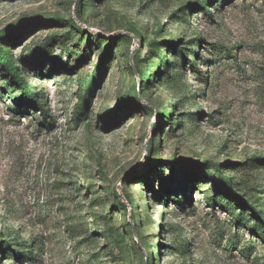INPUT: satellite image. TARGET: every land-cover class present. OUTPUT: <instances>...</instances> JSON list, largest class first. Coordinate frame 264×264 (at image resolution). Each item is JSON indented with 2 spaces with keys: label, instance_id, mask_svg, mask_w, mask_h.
<instances>
[{
  "label": "rangeland",
  "instance_id": "1",
  "mask_svg": "<svg viewBox=\"0 0 264 264\" xmlns=\"http://www.w3.org/2000/svg\"><path fill=\"white\" fill-rule=\"evenodd\" d=\"M0 49L49 115L0 62V264H264V0H0Z\"/></svg>",
  "mask_w": 264,
  "mask_h": 264
},
{
  "label": "trees",
  "instance_id": "2",
  "mask_svg": "<svg viewBox=\"0 0 264 264\" xmlns=\"http://www.w3.org/2000/svg\"><path fill=\"white\" fill-rule=\"evenodd\" d=\"M208 14H210V12ZM7 38L9 40L13 39L12 37H7ZM152 60H153V57L149 58L147 63H150ZM0 62L2 63L3 68L6 71L7 75H9L14 80V82L17 84V86L21 89V92H22L21 100L26 103L28 102L35 108L39 109L41 111V114L43 113L44 117L47 119L49 116L48 108H46L45 105H43L42 101L40 100L37 89L31 88L28 86L26 78L23 77L21 69L18 66L17 62L15 61L14 57L11 55V53L7 52V50L4 51L0 49ZM140 66H141V59L137 57L136 68L138 69L139 74H141ZM192 66L193 68H195L197 66V63H192ZM97 77H98V72H95L90 81V85H93L92 87L95 86ZM145 85L147 86L144 79L141 77L140 88H143V90H145L144 89ZM91 89L93 88L88 89L89 91L88 93H91ZM161 117L170 118L171 117L170 109L169 108L164 109L161 114ZM216 168L218 171V169H220V166H216ZM179 205L183 207V204H179ZM257 215L261 218L262 211L257 212ZM0 251H1V247H0ZM24 256H26V254H24Z\"/></svg>",
  "mask_w": 264,
  "mask_h": 264
}]
</instances>
